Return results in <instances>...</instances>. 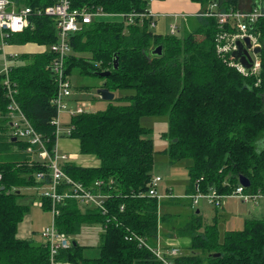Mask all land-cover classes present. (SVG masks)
<instances>
[{"label": "trees", "instance_id": "1", "mask_svg": "<svg viewBox=\"0 0 264 264\" xmlns=\"http://www.w3.org/2000/svg\"><path fill=\"white\" fill-rule=\"evenodd\" d=\"M151 1L72 0V4L127 15L149 11ZM189 1L204 12L213 4L221 10L239 8V0ZM12 2L33 10L54 4V0ZM260 2L264 0H252V5ZM196 17L192 31L184 36L156 33L151 17L133 24L124 18L102 17L71 35L67 76L75 69L98 77L99 72L110 70L109 76L101 77V87H107L115 98L105 110L70 115L67 124L66 135L79 141L80 153L95 156L100 164L69 161L62 167L87 188L100 180L99 189L109 197L106 213L93 206L84 209L75 198L59 204L55 218L59 232L75 236L84 224L95 221L102 222L104 232L97 257H86V246L74 239L69 248L59 250L56 264H264V216L248 217L242 229L222 233L218 222L206 223L200 211L184 223L174 215H161L159 199L146 194L154 176L155 148L148 137L151 130L141 124V117L167 115L170 144L166 153L173 162L191 161L186 196L212 189L231 194L240 185V176L250 180L247 192L264 195V17L250 29L261 43V69L251 75L242 73L231 64L229 54L218 50L219 32H234L231 25L222 26L216 17ZM56 26L54 17L33 15L28 28L5 40L47 48L7 56L8 73L0 72V264H51L47 242L18 235L29 208L19 201L25 195L22 189L44 187L50 176L36 153L28 151L30 143L14 140L5 81L8 78L15 101L52 149L56 141L53 120L58 116L54 102L58 83L50 68L55 57L51 46L58 38ZM158 46H162L161 55L153 53ZM121 90L132 92L118 98ZM116 99L124 103L116 104ZM40 171L47 172L45 181L37 180ZM68 185L62 181L58 191ZM41 198L43 208L51 210V198L42 193ZM169 198L174 199L173 195ZM168 227L172 232L166 231ZM160 234L188 237V250L168 253L167 261L161 259L156 252Z\"/></svg>", "mask_w": 264, "mask_h": 264}, {"label": "built area", "instance_id": "2", "mask_svg": "<svg viewBox=\"0 0 264 264\" xmlns=\"http://www.w3.org/2000/svg\"><path fill=\"white\" fill-rule=\"evenodd\" d=\"M33 15L39 16H50L57 20V42H55L51 49L53 50L55 57L50 64V68L56 75V81L58 83V93L55 98V103L58 108V116L53 120V124L56 127L55 135L56 141L52 149L47 146V143L42 138L41 134L36 131L34 126L31 124L29 119L26 117L24 112L19 107L18 103L12 96V90L9 86L8 78L5 81L9 87V93L11 103L8 106L12 133L15 138L25 139L30 143V150L34 151L44 165L49 169L50 181L44 187H42V195L50 197L51 212L53 216L52 227L47 228L43 231V236L47 239V243L50 247L51 264H56V255L62 248H69L72 245V241L68 239V236L58 231L55 218L59 214L58 206L61 202L68 198H75L82 204L97 207L102 210L103 213L107 212V206L105 200L109 197L105 191L99 188L102 185L100 180H97L93 187L87 188L82 183L73 180L63 170L62 164L69 162V156L66 153L60 154L59 152V140L63 134L62 126L63 122L60 118V113L66 111L69 115L73 116L85 112L83 105H77V107L69 108L65 103V99L72 96L71 91V79L67 76L66 59L71 51L70 37L73 33L80 31L85 24H90L95 20H99L102 17L121 18L128 23L133 24L138 19L144 17H151V26H157V20L161 16H185L184 13L174 14H162L149 10L147 12L136 13L131 12L129 14H107L102 8L97 10H88L86 8H75L73 7L72 0H54V4L46 6L41 9L33 10L30 6L17 7L12 0H0V50L4 51L6 44V38L14 33L20 32L28 28L31 24V17ZM195 15L216 17L219 23L224 25H231L234 32L229 30H223L219 32L217 36V47L219 52L229 54L231 58V64L236 66L244 74H256L261 69V58L259 53L254 52V48L257 46L261 47L259 37L256 33L250 31L253 23H256L259 18L264 17V2H260L257 6H251L250 9L235 8L229 10H221L217 8L215 4L211 5L205 12H196ZM177 26L171 25V32L175 33ZM250 38L251 46L248 48L250 55L252 56V66L246 67L240 58L234 56V52L238 50V41L245 43V38ZM15 56L16 54H11ZM4 71L8 73L9 63L7 57L4 59ZM70 127L68 128L69 133ZM63 160V163H61ZM37 180L42 182L47 179V172L40 171L37 173ZM1 178V175H0ZM162 180L160 176H153L148 185L147 195L151 197H157L160 199L157 193V185ZM62 181H65L67 188L64 191L59 192L58 187L62 185ZM113 183V182H112ZM41 188V187H39ZM172 195H169L171 197ZM227 196H236L244 199L245 201H256L260 194H253L246 191V187L240 184L231 194H220L217 190L212 189L207 194L197 192L196 194L190 195L193 198V202L199 203L201 198H207L213 204L217 206L222 204V199ZM142 241V240H141ZM143 242V241H142ZM144 243V242H143ZM146 244V243H144ZM155 251V250H154ZM158 256L164 259V255L160 251L156 250ZM171 255H177L181 253L179 248H172L167 252ZM71 264V263H65Z\"/></svg>", "mask_w": 264, "mask_h": 264}, {"label": "rangeland", "instance_id": "3", "mask_svg": "<svg viewBox=\"0 0 264 264\" xmlns=\"http://www.w3.org/2000/svg\"><path fill=\"white\" fill-rule=\"evenodd\" d=\"M196 6L197 4L189 0H154L149 4V8L152 10L157 9L156 11L163 12L162 14L184 13L187 15L177 17L171 15L161 16L157 20V26L152 27V29L156 33L167 34L171 32V25H175L177 26L176 34L180 36L186 35L192 31L194 22L198 17L195 15ZM251 6L252 0H239V8L250 9ZM198 12L203 13L204 11L200 10ZM7 45L8 43L5 44L4 51L0 52V71H4L5 69V57L11 54L9 52L7 54L6 52ZM70 79L72 96L65 99V103L69 108L83 105L87 112H95L107 108L108 101L104 100L98 93V89L101 88L104 82L101 77L82 75L78 69H75ZM131 92L128 90L118 91L117 97L125 96ZM114 103L123 104L124 102L121 99H116ZM60 118L63 122L62 129L65 133L59 141L60 154L66 153L62 151L63 149L68 150L66 154L69 156V161L76 163H80L78 158H86L87 160L96 158L84 156H78V158L76 156L73 157L71 152H78L79 141L66 135L69 128L67 125L70 120L69 113L66 111L61 112ZM141 124L151 130L148 137L153 139L154 142L155 163L153 175L162 178L157 185V193L160 196L159 201L161 202V215H174L179 223H184L194 211L197 212V210H200L204 221L206 223L217 221L222 233L225 230L242 229L246 217L264 216V195L262 194H260L261 197L256 201H245L236 196H227L222 199V204L219 206L211 203L207 198H201L199 203L195 204L193 198L186 196L187 190L191 185L189 176V165L191 161L185 159L173 162L166 153L170 144V139L166 136L169 131L168 116L144 115L141 117ZM28 151L32 153L30 147ZM34 156L38 158L37 154ZM61 163H63V160H61ZM22 191L25 195L19 201L27 204L29 208L24 220L19 225L18 235L22 238L34 239L37 242H46L47 239L43 236V231L52 227L53 216L51 210L44 209L42 206V187L28 186L23 188ZM169 195H173L174 199H170ZM87 207L91 208V206L83 205L84 209ZM166 231L168 233L169 231L172 232L171 227H168ZM103 232L104 227L102 222L95 221L92 224H84L79 233L75 236H68V239L72 242L75 239L86 246V257H97L99 255V247L102 243ZM162 239L156 245V249L164 256L168 255L167 252L172 248H179L182 252L187 251L189 248L190 241L188 237H181L176 234H164ZM174 239H178V241L174 242Z\"/></svg>", "mask_w": 264, "mask_h": 264}, {"label": "water", "instance_id": "4", "mask_svg": "<svg viewBox=\"0 0 264 264\" xmlns=\"http://www.w3.org/2000/svg\"><path fill=\"white\" fill-rule=\"evenodd\" d=\"M238 50H236L234 52V56L236 58H240V60L242 61V63L246 66V67H251L252 66V56L250 55V52L248 50V48L251 46L250 43V38H245V43L242 41H238ZM254 52L256 53H260L261 52V47L257 46L254 48ZM154 54H158L161 55L162 54V46H158L154 51ZM113 67L114 69L118 68V58H115L113 61ZM111 74V71H102L99 72L98 75L100 77H107ZM98 93L99 95L106 101H111L115 98V94L113 92H111L107 87H101L98 89ZM17 138H14V140ZM240 184H242L245 187H249L250 186V180L246 177V176H240ZM200 210H197V213H199ZM218 255V254H216Z\"/></svg>", "mask_w": 264, "mask_h": 264}, {"label": "crops", "instance_id": "5", "mask_svg": "<svg viewBox=\"0 0 264 264\" xmlns=\"http://www.w3.org/2000/svg\"><path fill=\"white\" fill-rule=\"evenodd\" d=\"M154 0H152L151 2H153ZM195 12H198L200 11V6L197 4V6L195 7ZM149 10H152L149 8ZM157 10V9H156ZM155 9L152 10L153 12H158L160 13L159 11H156ZM194 12V13H195ZM163 13V12H162ZM47 47L44 46V45H39L37 43H27V44H8L6 46V52L8 54L11 53V54H19V53H29V52H41V51H44ZM9 54V55H11ZM61 139V138H60ZM60 141V140H59ZM62 151L64 152H68V150H65L63 149ZM73 154V157L76 156L78 158V156H84V157H95V156H92V155H84V154H81L80 151H79V148H78V152H71ZM76 161V160H75ZM78 161L80 163H77L79 165H83V166H98L100 164V160L97 159V158H92V159H89L87 160L86 158H78ZM70 162H74V161H70ZM76 163V162H74ZM89 164V165H85V164ZM41 191V190H40ZM201 212V211H200ZM248 218V217H246ZM163 235L160 234L159 235V239H158V243L161 242L163 239H162ZM174 242L178 241V239H174L173 240ZM190 241V240H189ZM172 244V243H171Z\"/></svg>", "mask_w": 264, "mask_h": 264}]
</instances>
